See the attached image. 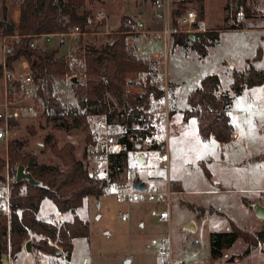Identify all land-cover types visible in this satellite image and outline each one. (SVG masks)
Returning a JSON list of instances; mask_svg holds the SVG:
<instances>
[{"label":"rangeland","instance_id":"1","mask_svg":"<svg viewBox=\"0 0 264 264\" xmlns=\"http://www.w3.org/2000/svg\"><path fill=\"white\" fill-rule=\"evenodd\" d=\"M22 1L0 0V18L4 2L8 8L9 20L16 23ZM225 2L226 0H187L178 7L177 4L174 6V10L180 6L178 10L181 16L175 19L178 30L185 28L179 25L178 19L191 10L195 12L198 21L205 23L208 30L217 32L219 42L208 48L204 58L192 50L191 42L186 47L172 44L165 61L164 71L168 81L183 86V91L175 96L171 105L167 149L169 177L181 184L184 193L172 198L169 227L158 219V213L163 209L158 205L144 202L118 204L107 195L98 200L88 198L77 209L76 215L88 222L90 237L89 240L73 241V252L68 262H64L63 258L38 253L33 244L30 253L24 250L11 264H34L42 258L50 259L55 264H156L155 249L150 241L154 238H166L168 235L174 256L184 260L186 264H264L263 245L254 248L250 255L239 258L246 247L240 239L219 261L210 263L208 241L209 233L226 231L229 221L250 233L262 227L263 220L255 218L251 207L255 203L264 207V160L261 159L264 154V88H252L233 101L229 115L237 137L233 134L229 141H220L214 137L201 141L196 121L190 119L187 123L183 122V113L187 108L186 97L199 85L201 79L208 75H218L221 89L227 91L232 71H241L245 67V57L253 60L256 48L259 49L256 53L259 61H252L253 67L264 68V34L248 35L243 31L264 26V0L247 2L251 18L235 16V25L242 24L241 30L230 28L233 21H226L228 13L224 10ZM86 6L91 12L97 9L104 11L108 19L107 26L94 24L90 32L82 36L87 43L99 44L106 34H116L127 17L144 19L148 28L156 26L151 20L154 9L150 0H101L100 3L86 0ZM186 34L194 36L196 33ZM78 37L79 34L58 36L49 42L39 41L38 44L57 48L60 54H65L77 48ZM132 37L134 35L129 38V45L135 48L140 57L149 58L152 51L161 49L159 43L144 45L141 36L134 37L135 41ZM2 41L0 39V64L4 57ZM24 73H27V64L19 61L13 65V70L4 71L0 77V113L4 111V104L8 103L7 142L0 139V158H7V143L17 140L23 144V154L33 155L39 164H50L56 160L50 151V144L46 143V139H50V143L55 142L58 147L66 143L72 144L76 157L80 159L86 146L81 130L73 129L70 124L65 127L62 120L43 113V105L38 97L24 98L18 93L16 97L8 98L7 78L10 77L11 82L17 81ZM139 94L142 95L143 91ZM54 95L65 111L75 104L67 82L57 83ZM3 130L4 124L1 122L0 131ZM138 153L130 163V169L125 172L127 181L132 183L138 177L148 186L163 188L161 178L166 172L154 165L137 167ZM152 156L155 157V154H151ZM150 162H154L152 158ZM202 162L211 174V180L205 177ZM1 175L3 180H0V184H7L9 188L7 171ZM118 210L127 214V220L121 221ZM200 211L205 212L203 219L197 218ZM39 217L42 220L49 218V221L58 217L51 201L43 202ZM70 218L68 213L62 219ZM193 222L196 223L194 231L188 230Z\"/></svg>","mask_w":264,"mask_h":264},{"label":"trees","instance_id":"2","mask_svg":"<svg viewBox=\"0 0 264 264\" xmlns=\"http://www.w3.org/2000/svg\"><path fill=\"white\" fill-rule=\"evenodd\" d=\"M150 1L153 3L154 0ZM186 1L177 3V7ZM248 1L226 0L224 10L228 13L226 21H233L231 29H243L242 24L235 25L238 13H242L246 19L251 18ZM90 2L100 3L101 0ZM2 3L0 39L18 37V41H8L0 64V77L4 71L13 70L15 63L25 62L36 87L35 97L42 102L43 113L62 120L65 127L70 124L73 129L81 130L86 146L78 159L72 144L58 147L55 142L50 143V139H46L56 160L50 164H39L33 155L21 152L23 144L20 141L7 143V158H0V180H3L2 172L7 171L10 178L9 215L0 214V264L3 256L10 260V264L17 260L28 241L34 244L38 253L63 258L64 262H68L73 252V241L89 240L90 237L89 224L76 215L77 209L86 199L98 200L104 195L102 183L90 176L95 143L88 120L101 116L122 128L123 136L119 140L122 148L112 157L111 178L126 182L125 172L130 169L136 153L141 151V148H137L138 144L129 138L136 139L147 132L146 100L155 91L151 84L143 86L136 77L141 72H152L154 63L151 59L138 56L135 48L127 44L130 34L125 19L119 32L106 34L101 43L83 41L82 36L88 34L94 25L86 0H23L16 23L9 20L8 8ZM175 5L172 8V26L177 29L175 19L181 16V12L178 10L180 6L174 10ZM95 25L103 26V23ZM74 27L78 28L79 37L73 55L72 51L60 54L57 48L33 44L40 35L66 36ZM189 42L192 50L204 58L208 48L219 42V35L211 31L195 34L193 39L188 34L173 35V46L186 47ZM254 60H246L241 71H232L227 91L221 89L219 76L208 75L188 93L183 122L187 123L190 119L196 121L201 141L214 137L226 142L232 138L234 129L229 112L234 99L247 89L264 88V69H255L252 64ZM78 61L84 65L85 72L76 77L78 84H73L69 80L77 75V70L72 62ZM9 78L7 93L11 99L19 93V83L16 80L11 82ZM63 82L68 83L75 101L67 111L54 95L56 84ZM140 91H143L142 95ZM262 156L264 160V154ZM18 165L26 167L44 188L30 186L24 180L16 183ZM203 172L211 180V174L204 166ZM44 200L52 202L58 215L50 222L39 217ZM68 213L71 218L62 219ZM204 213L200 211L197 218L203 217ZM239 239L246 245L239 256L242 259L250 255L254 248L264 245V221L260 230L254 233L242 230L231 221L226 231L209 233V262L219 261ZM57 252L59 255L56 256Z\"/></svg>","mask_w":264,"mask_h":264},{"label":"built area","instance_id":"3","mask_svg":"<svg viewBox=\"0 0 264 264\" xmlns=\"http://www.w3.org/2000/svg\"><path fill=\"white\" fill-rule=\"evenodd\" d=\"M182 0H154V19L158 26L155 29L147 27L145 21L139 17L125 18V25L128 27V34L142 36L146 39V44L159 43L160 50H154L150 53L149 58L153 60L152 72H141L137 75L136 80L143 86L147 83L151 84L155 91H152L146 100V114L148 119L147 132L136 139L129 138L130 141L139 145V148L152 158L156 166L163 169L166 173L161 178L163 188L159 189L154 186H148L143 191H136L133 188V182L129 183L116 181L111 178L112 157L117 154L121 148L120 138L123 136V130L115 123L108 122L104 117L93 116L89 118L90 127L93 129L94 138V157L92 176L102 183L103 194L112 197L116 203L132 205L134 203H149L161 206L163 209L158 213V219L167 223L168 227L171 220V205L174 196L173 183L169 177V154L168 142L170 138L171 124V105L175 96L183 91L180 84H172L165 75V61L172 45L173 35L188 32L203 34L210 32L203 21L196 19L194 11H187L183 18L178 19L179 25L185 26L184 29H176L172 26V8L173 5ZM237 16H242L238 13ZM92 20L94 24L103 23L107 26V14L99 9L92 12ZM78 33V28H72L71 32L66 36H74ZM57 35H40L34 45H39L41 41L49 42V39ZM7 40L18 41V37L4 38L3 47L4 54L7 51ZM40 41V42H39ZM75 64L77 75L80 77L85 72V67L81 62H72ZM162 67V69H161ZM25 68V67H24ZM157 68V69H156ZM161 69V70H160ZM19 93L24 98H32L36 94L29 73H24L19 80ZM8 103L4 104V111L0 113V119L3 121L4 130L0 131V139L6 140L7 123H8ZM162 147V149H160ZM155 154V157H151ZM0 214L8 217L9 215V188L7 184H0ZM121 221L127 220V214L122 210H118ZM150 245L154 247L157 262L156 264H186L184 260L174 256L170 236L151 239ZM34 264H55L47 258H42Z\"/></svg>","mask_w":264,"mask_h":264},{"label":"water","instance_id":"4","mask_svg":"<svg viewBox=\"0 0 264 264\" xmlns=\"http://www.w3.org/2000/svg\"><path fill=\"white\" fill-rule=\"evenodd\" d=\"M240 3V2H238ZM190 38L193 39V35H190ZM76 52L75 50H72L71 55H73ZM70 83L73 84H78V79L76 77H72L69 80ZM137 148H139V145H137ZM160 149H162V147H160ZM139 161H140V157H139ZM90 176H92V174H90ZM27 181V183L30 186H34V187H38V188H44L43 184L39 181H36L32 175L30 174V172L27 171L26 167H24L23 165H18L16 168V172H15V182L18 183L20 181ZM146 187V184L144 182H142L138 177H136L133 180V188L136 191H143ZM252 210L254 212V214L256 215L257 218L264 220V207L261 206L260 204H253L252 205ZM33 243L28 241L25 244L24 250L26 253H30L31 252V247H32ZM59 255V252L56 253V256ZM2 264H9V261L7 259L6 256L2 257Z\"/></svg>","mask_w":264,"mask_h":264},{"label":"crops","instance_id":"5","mask_svg":"<svg viewBox=\"0 0 264 264\" xmlns=\"http://www.w3.org/2000/svg\"><path fill=\"white\" fill-rule=\"evenodd\" d=\"M144 20V19H143ZM151 20H153L154 22V28H152V27H150V29H155V28H157V26H158V24H157V22H156V20L154 19V14H153V16L151 17ZM244 31V33H246V34H248L249 35V33H254V34H264L263 32H264V26H259V27H257L256 29H247V30H243ZM132 35H130L128 38H127V44L129 45V42H130V37H131ZM55 37H58V36H54V38ZM134 37L136 38L137 37V35H134ZM134 37H132V39H133V41H135V38ZM142 37V36H141ZM53 38V37H52ZM52 38H50L49 39V41L52 39ZM139 38H140V36H139ZM142 44H144V45H147L146 44V39L144 38V37H142ZM62 43V42H61ZM134 44H135V42H134ZM140 47V46H139ZM141 48H142V46H141ZM140 48V49H141ZM258 48H256L255 49V56H256V53L258 52ZM67 52V51H66ZM255 56H253V58H255V60L254 61H256L257 62V60L259 61V57H255ZM247 58H249V59H247ZM245 59L246 60H250V57H245ZM245 59L243 60V61H245ZM253 61V62H254ZM246 62V61H245ZM245 62H244V66H245ZM23 64L25 65L26 63H24L23 62ZM255 67V66H254ZM244 68V67H243ZM257 69V68H256ZM259 69H264V68H259ZM259 69H257V70H259ZM218 76V75H217ZM247 91H250V89H247V90H245L244 91V93L245 92H247ZM244 93L242 94V95H244ZM241 95V96H242ZM237 98V97H236ZM235 100V99H234ZM230 116V115H229ZM231 121V120H230ZM234 137H237V135L234 133ZM139 157H140V161H139ZM136 166L137 167H139V168H146L147 167V165H154V166H156L154 163H152V162H150V158H148V155H146L142 150L138 153V155H137V160H136ZM135 166V167H136ZM202 166H204L203 165V162H202ZM157 168H159L158 166H156ZM205 167V166H204ZM140 179V178H139ZM172 183H173V190H174V196H178V195H181L182 193H184V191H183V189H182V186H181V184L179 183V182H176V181H172ZM146 184V183H145ZM217 184V183H216ZM157 188H159V187H157ZM162 187H160V189H161ZM174 196H173V199H174ZM112 198V197H111ZM173 199H172V202H173ZM45 201V200H44ZM43 201V202H44ZM260 201L262 202V200L260 199ZM43 202L41 203V206H42V204H43ZM189 204V203H188ZM153 205V204H152ZM155 206V205H154ZM161 207V206H160ZM55 208V207H54ZM252 208V207H251ZM40 209H41V207H40ZM252 212H253V210H252ZM253 214H254V212H253ZM254 216H255V218H257L256 217V215L254 214ZM202 219H203V217H201ZM49 218H47V219H45L44 221H47V222H50L49 220H48ZM259 219V218H258ZM264 221V220H263ZM141 227L143 226V224H141L140 225ZM195 227H196V223H191V226L188 228V230H192V231H194V229H195ZM76 240V239H75ZM73 246H74V244H73ZM264 246V245H263ZM28 255V254H27Z\"/></svg>","mask_w":264,"mask_h":264}]
</instances>
